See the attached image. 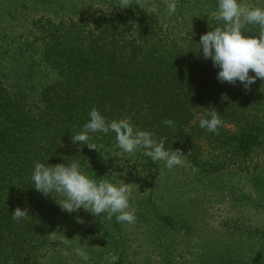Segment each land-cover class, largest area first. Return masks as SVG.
Wrapping results in <instances>:
<instances>
[{
  "label": "trees",
  "instance_id": "trees-1",
  "mask_svg": "<svg viewBox=\"0 0 264 264\" xmlns=\"http://www.w3.org/2000/svg\"><path fill=\"white\" fill-rule=\"evenodd\" d=\"M36 1L52 15L27 17L21 30L0 34V264H137V234L126 222L83 208L68 213L56 193L35 190L37 161L78 159L94 178L129 183L136 225L165 236L181 227L190 233V223L174 213L177 201L184 203L176 187L189 188L193 179H205L203 187L229 201L246 199L264 210L263 201L237 195L232 184L245 175L256 191L264 189L257 172L264 156V80L247 91L218 82V69L199 52L200 36L223 25L215 19L216 0H179L173 15L164 0ZM239 2L264 7V0ZM245 29L259 34L257 25ZM92 107L109 121L128 118L153 132L165 149L184 154L183 163L168 169L142 150L123 153L114 133L89 134L99 151L74 142ZM207 110L222 120L216 133L199 127ZM17 207L29 214L19 222L11 217ZM233 229L264 242L260 229ZM76 248L87 253L86 261ZM163 251L168 258V248Z\"/></svg>",
  "mask_w": 264,
  "mask_h": 264
},
{
  "label": "clouds",
  "instance_id": "clouds-1",
  "mask_svg": "<svg viewBox=\"0 0 264 264\" xmlns=\"http://www.w3.org/2000/svg\"><path fill=\"white\" fill-rule=\"evenodd\" d=\"M164 2L168 14H175L179 0ZM151 11H158L155 4ZM215 19L223 21V25L200 36L199 52L202 51L204 59H211L213 67L218 69V82L233 86L239 83L247 91L257 79L264 80V7H247L239 0H216ZM247 24L257 25L259 34H246ZM250 71L254 75H250ZM163 123L174 127L172 119H165ZM221 125L222 120L215 110L204 111L199 117V127L208 132L216 133ZM97 132L114 133L116 145L123 153L134 154L142 150L144 156L153 162L163 161L168 169L183 163L184 154L179 149H165L164 142L158 141L153 132L136 128L128 118L109 121L95 107L89 110L87 121L72 140L98 150L89 136ZM99 177L85 172L78 159L55 165L37 161L31 174L35 190L52 197L56 193L59 199L53 198L63 211L72 213L83 208L94 216L103 215L109 221L115 217L118 222L133 223L136 217L130 207L129 184L118 178V182L113 183L105 176ZM28 216V210L20 207L11 214L18 222ZM78 222L83 223V220L78 218ZM75 254L84 261L88 259L83 248H76Z\"/></svg>",
  "mask_w": 264,
  "mask_h": 264
},
{
  "label": "rangeland",
  "instance_id": "rangeland-1",
  "mask_svg": "<svg viewBox=\"0 0 264 264\" xmlns=\"http://www.w3.org/2000/svg\"><path fill=\"white\" fill-rule=\"evenodd\" d=\"M87 1L61 0L65 5L70 2L77 6ZM36 2L0 0V34L5 33L7 36L21 30L24 28L20 26L21 20H27V17L30 20L39 15H52L50 12H41L42 8L38 6L44 8V5ZM53 12H59V9L54 8ZM260 164L262 168L257 172L264 181V156L260 157ZM249 179L250 177L241 175L239 182L232 183L238 188L237 195L248 196L256 203L264 202V189L256 191ZM203 181L205 183V179H193L190 185L192 188H184L181 184H178V187L173 186L174 190L180 188L177 194L182 195L180 197L184 201L183 205L177 201L178 208L174 214L179 215L178 219L190 223L189 234L181 227L165 236L147 226H137L136 219L133 223H126L130 231L137 234L133 247L137 264H264V242L261 239L248 238L246 233L239 237L238 231L237 235L233 234V227L238 230L264 231V210L254 207L255 203L246 199L237 204L229 201L225 198L230 199V196H226L222 191L218 192L219 190L212 193L211 188L202 186ZM190 199L192 202H189ZM167 248L169 257L163 258V250ZM153 251L161 252L163 256L154 255Z\"/></svg>",
  "mask_w": 264,
  "mask_h": 264
}]
</instances>
